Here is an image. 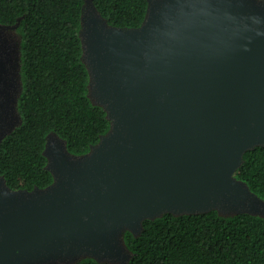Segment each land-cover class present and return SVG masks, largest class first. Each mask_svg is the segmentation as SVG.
<instances>
[{"label":"water","instance_id":"obj_1","mask_svg":"<svg viewBox=\"0 0 264 264\" xmlns=\"http://www.w3.org/2000/svg\"><path fill=\"white\" fill-rule=\"evenodd\" d=\"M143 23H109L86 0L80 29L89 96L109 131L83 154L58 133L53 182L0 175V264H129L125 234L166 214L264 217L237 176L264 146V0H148ZM20 20L0 23V144L22 123Z\"/></svg>","mask_w":264,"mask_h":264},{"label":"trees","instance_id":"obj_2","mask_svg":"<svg viewBox=\"0 0 264 264\" xmlns=\"http://www.w3.org/2000/svg\"><path fill=\"white\" fill-rule=\"evenodd\" d=\"M109 23L140 26L148 0H93ZM86 0H0V23L22 36V123L0 144V175L13 189L53 182L44 154L48 135L58 133L73 154L98 143L111 126L106 110L89 96L90 76L80 37ZM264 198V146L248 151L237 172ZM125 239L129 264H264V217L218 211L144 222L139 236ZM78 264L102 263L87 258Z\"/></svg>","mask_w":264,"mask_h":264},{"label":"rangeland","instance_id":"obj_3","mask_svg":"<svg viewBox=\"0 0 264 264\" xmlns=\"http://www.w3.org/2000/svg\"><path fill=\"white\" fill-rule=\"evenodd\" d=\"M19 33V32H18Z\"/></svg>","mask_w":264,"mask_h":264}]
</instances>
